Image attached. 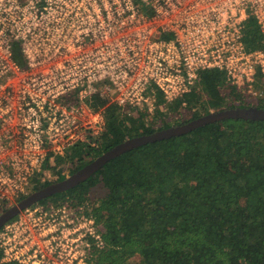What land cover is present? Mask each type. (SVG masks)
Segmentation results:
<instances>
[{
	"label": "built area",
	"instance_id": "obj_1",
	"mask_svg": "<svg viewBox=\"0 0 264 264\" xmlns=\"http://www.w3.org/2000/svg\"><path fill=\"white\" fill-rule=\"evenodd\" d=\"M250 18L263 35L252 50ZM212 70L239 99L264 97V0H0V213L36 178L55 182L56 157L97 146L106 119L92 106L96 94L126 110L141 133L159 128L157 113L163 118ZM46 202L0 229L1 262L95 264L105 242L93 203Z\"/></svg>",
	"mask_w": 264,
	"mask_h": 264
},
{
	"label": "trees",
	"instance_id": "obj_2",
	"mask_svg": "<svg viewBox=\"0 0 264 264\" xmlns=\"http://www.w3.org/2000/svg\"><path fill=\"white\" fill-rule=\"evenodd\" d=\"M245 40L249 50L263 47L254 18L247 22ZM13 56L26 66L17 43ZM199 105L264 109V97L239 99L222 71H204L196 87L169 106L168 118L157 113L160 129L138 133L126 110L96 94L92 106L104 108L106 129L96 147L78 144L56 157V181L68 167L74 173L126 139L202 116L194 113ZM51 183L36 178L32 191ZM94 191L93 215L105 242L95 252V264H264V120L224 119L143 145L42 202L62 195L82 201ZM1 258L0 251V264H19Z\"/></svg>",
	"mask_w": 264,
	"mask_h": 264
},
{
	"label": "water",
	"instance_id": "obj_3",
	"mask_svg": "<svg viewBox=\"0 0 264 264\" xmlns=\"http://www.w3.org/2000/svg\"><path fill=\"white\" fill-rule=\"evenodd\" d=\"M230 118L264 120V109L258 106H249L212 111L200 117H196L184 124L174 125L165 129L157 130L151 134H144L126 139L122 143H119L113 148L103 152L101 155L87 163L76 172L70 174L63 180L53 182L41 189L31 192L16 204L1 212L0 229L7 222L15 218L22 210L31 207L35 203L45 198L52 197L57 193H63L70 189H73L80 183L86 181L90 176L100 170L109 161L130 150L159 140L180 136L189 133L201 126Z\"/></svg>",
	"mask_w": 264,
	"mask_h": 264
},
{
	"label": "rangeland",
	"instance_id": "obj_4",
	"mask_svg": "<svg viewBox=\"0 0 264 264\" xmlns=\"http://www.w3.org/2000/svg\"><path fill=\"white\" fill-rule=\"evenodd\" d=\"M63 6H64L65 10H67V13H68V14H69V12L72 11L70 3L67 4V5H63ZM53 12H54V11H53ZM68 14H67V15H68ZM69 15H70V14H69ZM68 19H70V18H68ZM70 20H72V19H70ZM235 89H236V87H235ZM236 90H237V89H236ZM256 100H258V99H256ZM252 102H253V104H257L259 101H252ZM259 104H260V103H259ZM257 105H258V104H257ZM204 107H205V106H200V105H199L198 107L194 108V113H196V112H200V113H202V114L204 115V114H207L206 112H204V111H206V110L209 111V112L217 111V110L214 109L211 105L206 106L205 109H204ZM127 111H128V110H127ZM129 111H130V110H129ZM194 113H193V114H194ZM165 116L168 118V116H170V115H169L168 113H165L164 117H165ZM157 129H160V127L157 128ZM80 145H81V146H82V145L84 146V145H86V144H80ZM70 171H71V168L68 167V169H67V171H66V176L64 177V175H65V174H64L62 177L66 178L67 176H69L70 174H72ZM64 178H63V179H64ZM63 179H62V180H63ZM55 182H56V181H55ZM52 183H53V182H52ZM32 190H33V189H32ZM32 190H31V192H33ZM97 190H98V189H97ZM98 191H99V190H98ZM31 192H30V193H31ZM96 192H97V191H94V194H93V193H90V194H89V197H88V198H89V199H88L89 202H90V203H93L94 206L97 204V201L94 200V199H95L94 197L96 196V194H95ZM51 198H52V197H51ZM46 203H47V202H44V205H48V204H46ZM50 205H51V204H50Z\"/></svg>",
	"mask_w": 264,
	"mask_h": 264
},
{
	"label": "flooded vegetation",
	"instance_id": "obj_5",
	"mask_svg": "<svg viewBox=\"0 0 264 264\" xmlns=\"http://www.w3.org/2000/svg\"><path fill=\"white\" fill-rule=\"evenodd\" d=\"M51 199L47 200V201H50Z\"/></svg>",
	"mask_w": 264,
	"mask_h": 264
}]
</instances>
